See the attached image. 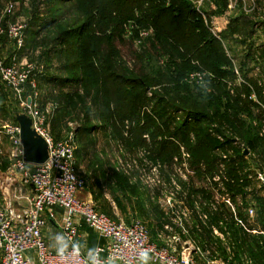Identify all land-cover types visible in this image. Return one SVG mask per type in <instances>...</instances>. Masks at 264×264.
I'll list each match as a JSON object with an SVG mask.
<instances>
[{
  "label": "trees",
  "instance_id": "obj_1",
  "mask_svg": "<svg viewBox=\"0 0 264 264\" xmlns=\"http://www.w3.org/2000/svg\"><path fill=\"white\" fill-rule=\"evenodd\" d=\"M216 3L226 5V0H216ZM76 11L79 15L72 24H67L64 19L67 11L61 9H55L43 23L38 16L32 18L24 31L23 47L19 49L43 48L42 61L51 64L57 59L62 63L60 70L65 75L45 70L36 76L37 85H52L62 92L55 101L57 107L53 108L51 127L56 129L66 115L84 101L78 91L82 90L91 98V106L84 109L83 123L75 131L74 141L79 145L76 158L84 151L87 156V150L95 145L87 139L99 128L91 123L93 119L98 120L106 136L121 141L130 150L148 146L144 137L150 135L154 146L151 155L163 164L172 163L181 143L192 155L194 169L201 170V166H205L212 174L221 164L226 166L231 179L223 184L230 190V198L236 207L239 204L235 200L237 194L231 189L246 187L250 182L247 176L241 181L238 175L247 166L245 155L236 151L229 161L217 163V159L197 153V148L200 144L199 150L205 145L210 153L228 152L229 145L240 142L251 155L264 161V112L255 114L253 101L249 99L253 88L264 104L263 88L250 79L245 65L238 70L243 82L234 88V94L228 88L229 84L234 85L237 77L234 60L226 54L222 41L232 40L240 32L239 20H233L219 39L212 35L204 17L192 10L186 0H101L100 3L81 0ZM136 11L140 14L135 15ZM131 23L153 27L154 37L143 40L139 30H132L127 37ZM0 39L7 40V37L0 36ZM136 40L143 46L140 53L131 51ZM123 47L132 54V68L122 61ZM251 51L247 55L249 61L253 56ZM206 72L213 78L207 77ZM192 74L205 75L204 81L200 84L191 81ZM72 88L76 89L68 91ZM208 88H211L210 92ZM214 125L217 129H212ZM125 126L130 136L127 140L123 138ZM225 127L231 131L232 138L225 136L222 131ZM192 133L195 146L198 145L195 149L190 145ZM107 167L106 163L100 162L93 169L101 197L105 196V187L112 184L123 194L122 200L116 197L113 200L117 208H123L124 200L131 204L135 196L136 206L144 208L147 203L141 199L139 187L131 188L132 196L128 199L125 192L129 187L128 178L116 171L108 176ZM98 195L94 196L95 200ZM185 200L193 218L187 238L196 248L206 252L214 246L216 251L209 252L224 256L228 247L235 262L246 253L255 264H264V238L249 233L257 225L264 229L263 199H258L262 211L257 214L254 224L248 222L241 209L235 210L234 214L225 205L211 208L214 196L208 192L191 189ZM240 201L247 205L246 196ZM152 204L149 203L155 216L164 217ZM201 214L207 216L205 223L200 220ZM213 227L224 236V241L214 235Z\"/></svg>",
  "mask_w": 264,
  "mask_h": 264
},
{
  "label": "rangeland",
  "instance_id": "obj_2",
  "mask_svg": "<svg viewBox=\"0 0 264 264\" xmlns=\"http://www.w3.org/2000/svg\"><path fill=\"white\" fill-rule=\"evenodd\" d=\"M90 1L92 3H100L101 0ZM186 1L190 3L192 10L194 9L204 17L205 23L208 24L212 35H214L216 38L221 36L223 31L227 29L233 20H239L238 24L240 32L234 36V39H229L224 43L226 54L229 58L234 60V72L237 77L235 83L233 82L234 85L232 86L229 84L230 86H228V88L230 91L232 89V93L234 94V88L238 87L243 82V78L241 77L238 70L240 69L241 65H245V71L248 72L250 79L257 81L260 87L262 86V96L264 99V0H226V5H218L216 0ZM80 2L81 0H66L65 2L64 0L61 2H55L54 0H0V26L4 31L7 30L10 24L9 22H19L27 26L28 23L32 21V18H35V16L41 18L43 23L46 22L51 17V15H53L52 13L55 9L66 10L67 14L64 19H67V24H72L76 21L79 15V11H76V7ZM10 5L14 6V12L11 16L7 13V8ZM138 14L140 13L136 11L135 15ZM64 19L63 21H65ZM128 25L129 26L126 33L127 37H130L132 30H139L140 37L142 33L141 38L146 41L147 39L154 37L155 31L153 27L148 26L147 24L136 26L135 24L131 23ZM219 29L221 30L218 31ZM54 31L52 30L53 33ZM55 32H57V30ZM1 36L5 38L6 35ZM3 40L0 39V43H5V39ZM7 41L11 42L13 45L11 57L16 56L17 61H15L17 64L20 65L29 62L36 65L40 69V72L37 75H42L45 70L48 73L65 75L60 70V66L62 65L61 61L55 59L51 64H46L41 60L43 48H37L33 50L31 46H28L26 49L18 52L19 49L16 45V42L14 40L8 39V37L6 42ZM239 42H242L243 44L240 45L238 44ZM134 43L135 44H133L131 47V51L133 49L136 51V53H140L139 51L143 46L138 42V40H136ZM250 49L252 50L251 53H253L251 61H249L247 58ZM122 55L123 63L128 68L134 67V59L131 57L132 54L130 55V52L127 50V48H122ZM23 58H26V60L23 61ZM41 67H43V71L41 70ZM196 75L197 74L190 75V80L197 83H202L204 81L205 75L209 78H213V76L207 72L205 75H200L201 78ZM37 86L39 97L36 102L48 119L51 136L58 141L65 140L71 135L74 138L75 131L83 123L85 114L84 109L91 106V98H88L86 93H84L82 90L78 91L84 101H81L72 112L70 111V114L66 115L64 122L60 123L55 129L53 126L51 127L53 108L55 105L57 107V103L55 104V101L62 92L58 87H54L52 85ZM0 89V187L2 182L7 183L9 180L8 183L10 186L11 199L12 201H15L19 189L24 186L21 185L19 178L20 174L12 170L10 167L9 153L12 145L4 133L9 127H13L18 124V116H27V112L22 109L19 98L14 94L10 87L1 84ZM75 89L76 88L68 89V91L72 92ZM251 89L252 93L249 99L253 101V111H255V114L261 111L264 112V104L261 103L257 92L253 90V88ZM52 99L54 100L52 101ZM179 118H182L181 115ZM91 123L94 126L99 127L94 132V134L87 138L89 141L95 142V145L87 150L89 153L87 156L85 155L84 151L81 152L82 154L76 158L79 173L86 182L85 194L87 196L90 195V198L92 199V202L98 211L100 210L112 219L117 220L118 217L116 216L114 209V207H117V205L113 200H115V197L118 198V200H122L123 194L121 191H119V188L117 189L116 186H112L111 184L107 188L105 187V196L101 197L99 187H96L97 174L94 172V165H98L100 162L106 163L108 166V176L112 175V173L115 171L123 173L129 181V187L125 191L127 195L126 197L128 199L131 198V188L134 186L139 187V193L142 194L141 199L143 198L147 203L146 205L148 206L137 211V218L131 216V219H129V217H126L123 219V222H141L148 229L151 240H154V229L152 227V220L150 219L153 215V208L149 205V203H153L152 205H154L155 208H158L162 215H164L163 226L168 224L175 227L173 219H171L173 215L169 213L170 209L167 202L169 199L172 200L175 210L177 212H181V208H184V205L187 206L185 198L191 189L208 192L213 195L214 206L211 208L214 209L215 207H218V205H223L222 202L218 203V198L231 197L230 190L226 189V185L223 184L228 183L231 179L228 177L226 166L224 164H221L219 167H217V169H215L212 174L206 171L205 166H201V170H196L192 167V155L181 143H179L180 151L174 157L172 163L163 164L160 159H157L151 155V150L154 148V146L151 145L150 135H146L144 137L148 146L145 148L130 150L125 147L126 144L121 143V141H115L114 139H111L109 135L106 136L105 133L101 131L98 120L93 119ZM212 129H217L216 125L212 126ZM127 131V127L125 126L123 128V138L125 140L129 139L130 137L129 134L126 133ZM222 131L226 137L232 138L231 131H229L226 127ZM214 135L217 134L214 133ZM217 137H220V140L223 141L221 136ZM75 142L77 141L75 140ZM75 144L76 149H78V143ZM190 145L193 149L198 146H195L196 139L193 133L190 135ZM228 147L229 148L226 149L228 152H223L220 150L210 153L209 149L205 145L203 148H201V150H199V144L197 153L203 156H209L213 159L215 158L217 159V163L221 162L222 160L229 161L230 157H234L235 154H237L236 151L244 154L248 163H246L247 166L244 168L243 173L239 172L238 175L240 178H242L241 181L247 176L250 182L246 187H235L231 189V191L236 192L237 195L235 200L239 203L235 209H241L246 216L247 210L250 208V206H254L256 213L259 215L262 210L261 203L258 201V199L260 198L264 200V189L260 187L261 184L257 178L259 174H264V161L260 157L251 155L248 150L243 148V145L240 142H233V144L229 145ZM197 155L195 156L196 158L198 157ZM76 156L77 155H75V157ZM31 168H34L33 165L29 166V169ZM98 193L100 195H98ZM97 195L98 198L95 200L94 196L96 197ZM107 196L110 202L107 201L106 203ZM245 196L247 197V205L241 204L242 201H240L241 199H244ZM256 196L259 197L257 198ZM0 197H2L1 192ZM132 200L134 202L137 201V197H132ZM19 202H21V200ZM122 203H127V201L124 200ZM231 203L234 205L233 202ZM135 207L138 206L135 204ZM118 210L120 216H124L125 214L129 215L132 213L131 210H124V208H118ZM188 220H184V224L186 229L189 231ZM247 220L248 222L250 221L248 217ZM157 226H159V224H157ZM249 233L251 234V232ZM162 236L163 239L166 240L168 235L164 233ZM181 237L183 242L192 243V240L187 238L188 234L181 235ZM193 246L195 247L194 244ZM227 254L228 257L233 255L229 251H227ZM222 257L223 258H220L223 260L226 259L224 256Z\"/></svg>",
  "mask_w": 264,
  "mask_h": 264
},
{
  "label": "built area",
  "instance_id": "obj_3",
  "mask_svg": "<svg viewBox=\"0 0 264 264\" xmlns=\"http://www.w3.org/2000/svg\"><path fill=\"white\" fill-rule=\"evenodd\" d=\"M13 12L14 6L10 5L7 13L11 16ZM9 23L6 31L0 26V36L6 35L8 39L14 40L20 49L24 44V31L27 26L19 22ZM41 70L43 71V67ZM39 72V67L32 63L19 65L14 61L10 65L0 58V85L10 87L19 98L22 109L32 121V129L48 146L47 161L29 169L31 164L24 160L20 126L17 124L5 130L4 135L12 145L9 153L10 167L20 174V182L24 187L19 189L15 201L11 199L9 180L7 183L2 182L0 187V264H85L83 254L78 260L61 259L56 250L48 244L45 232L50 223H57L58 218V228L73 241H79L81 238L80 221L92 229L104 241L99 245L103 250V259L112 256L116 263L138 264L139 253L143 249H149L154 264H196L193 254L199 250L193 244L183 242L181 237L188 234L184 220H188L191 211L187 206L184 205L181 212H177L172 200L167 201L175 227L168 224L164 226V231L169 237L165 240L166 245L159 247L151 242L149 231L141 222L126 223L114 220L98 211L92 202L80 198L86 189V182L77 167L76 144L72 135L60 141L51 136L48 119L36 102L39 97L36 75ZM200 75L196 76L201 78ZM28 99L31 100L30 104ZM257 179L260 187L264 189V174H259ZM25 187L31 189L32 194L28 198L24 195ZM23 199H26L27 205L18 206V202ZM218 200L235 213L236 209L230 197H220ZM247 217L253 224L257 218L254 206L247 210ZM200 220L205 223L207 216L201 214ZM212 230L215 236L224 238L217 228L213 227ZM227 251L230 252L228 247ZM30 253L34 255V260ZM202 264L241 263L233 261V255H230L227 260L214 258ZM243 264L255 263L245 260Z\"/></svg>",
  "mask_w": 264,
  "mask_h": 264
},
{
  "label": "crops",
  "instance_id": "obj_4",
  "mask_svg": "<svg viewBox=\"0 0 264 264\" xmlns=\"http://www.w3.org/2000/svg\"><path fill=\"white\" fill-rule=\"evenodd\" d=\"M221 29H219L218 31H220ZM220 39V36L218 37ZM223 42V46H224V43L226 41H222ZM7 43V44H6ZM225 48V46H224ZM20 50H18L19 52ZM12 52H13V45L11 44V42H6V39H5V43H0V56H1V59L5 60L6 63L8 64H11L13 63L15 60L17 61L16 59V56H13L11 57L12 55ZM3 56V57H2ZM22 60V59H21ZM26 58L24 59L23 58V61H25ZM85 191L86 189L81 193L80 195V198H82L83 200H86V201H89V202H92V199L90 198V195H86L85 194ZM0 192H1V195H2V190L0 189ZM31 189L30 187H25L24 188V195H25V198H28L29 196H31ZM106 199L110 202V200L108 199V196L106 197ZM186 199V198H185ZM218 200V199H217ZM219 202H222L220 200H218V203ZM93 203V202H92ZM114 203V202H113ZM222 204L224 205V203L222 202ZM27 205V201L26 199H23L21 200V202H18V206H25ZM122 207L124 208V210L128 209V210H131L132 213H130L129 215L125 214L124 216L121 215L120 216V213H119V210L118 208L115 206L114 209H115V214L116 216L118 217L117 221H120L126 217H129V219H131V216L133 217H138V213L137 211L141 210V209H144L145 207H148L147 205L143 207H141V209H139L138 207H135V202L133 201L131 204H128V203H123L122 204ZM234 213V212H233ZM236 214V212L234 213ZM154 215V216H153ZM152 217L150 218L152 220V227L154 229V240L152 239L151 240V237H150V240L152 243L156 244L157 246L159 247H164L166 245V241L163 239V236L165 231H164V226H163V220H164V217H161V215H157L155 216V214L153 213ZM115 220V219H114ZM255 222V221H254ZM239 223V222H238ZM58 224H60V218H58L57 220V223H50V225L48 226L46 232H45V236H46V239H47V242L48 244L51 246L52 245V236L55 234V233H58V232H61L60 229L58 228ZM157 224H159V226H157ZM254 224V223H253ZM257 225V224H256ZM193 227V218L192 216L190 217V220H189V227L188 229L191 230V228ZM253 231H255L256 233H253ZM253 231H250L251 232V236L253 237H263L264 238V229L259 225L256 226V228H254ZM79 233H80V236L81 238L79 239V242L81 243H87V245L89 247H92V246H99L101 244L104 243L103 240H101L98 235L92 230L90 229L83 221H80V229H79ZM168 235V233H165ZM166 237V236H165ZM169 237V235L167 236V238ZM166 238V239H167ZM225 238L221 239L222 241H224ZM191 244H194L193 241ZM52 247V246H51ZM54 248V247H53ZM216 247H211V248H208L206 250V252H201L199 250V248H196L199 250V252H195L193 254V260L195 261L196 264H202L204 263L206 260L208 259H214V258H223L220 253L218 252H213L212 254L209 252V250H212V251H216L215 249ZM55 249V248H54ZM180 250V249H178ZM31 257L33 258V260L35 259L34 258V255L32 253H30ZM224 258H228V254H225L224 255ZM245 260H251L250 257H248V255H244L239 261L238 263H241L243 264ZM252 261V260H251ZM237 262V261H236ZM115 264H120V263H116ZM150 264H154L152 261H150Z\"/></svg>",
  "mask_w": 264,
  "mask_h": 264
},
{
  "label": "clouds",
  "instance_id": "obj_5",
  "mask_svg": "<svg viewBox=\"0 0 264 264\" xmlns=\"http://www.w3.org/2000/svg\"><path fill=\"white\" fill-rule=\"evenodd\" d=\"M210 83V81H208ZM211 88H208V92ZM52 247L55 248L57 255L61 259L72 258L78 260L84 255L85 264H115V259L109 256L107 259L102 258V249L99 246L89 247L87 243L73 241L72 238L63 232L55 233L52 238ZM152 259L149 249H143L139 253L138 264H150Z\"/></svg>",
  "mask_w": 264,
  "mask_h": 264
},
{
  "label": "water",
  "instance_id": "obj_6",
  "mask_svg": "<svg viewBox=\"0 0 264 264\" xmlns=\"http://www.w3.org/2000/svg\"><path fill=\"white\" fill-rule=\"evenodd\" d=\"M31 100L28 99V104ZM20 138L24 147V160L31 165L44 164L48 159V146L45 140L32 129V121L26 115L17 117Z\"/></svg>",
  "mask_w": 264,
  "mask_h": 264
}]
</instances>
